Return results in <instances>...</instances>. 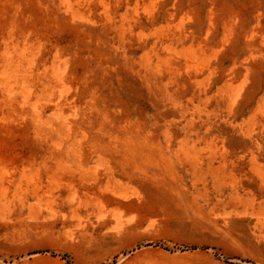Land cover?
<instances>
[{"label":"rangeland","instance_id":"rangeland-1","mask_svg":"<svg viewBox=\"0 0 264 264\" xmlns=\"http://www.w3.org/2000/svg\"><path fill=\"white\" fill-rule=\"evenodd\" d=\"M0 264H264V0H0Z\"/></svg>","mask_w":264,"mask_h":264}]
</instances>
